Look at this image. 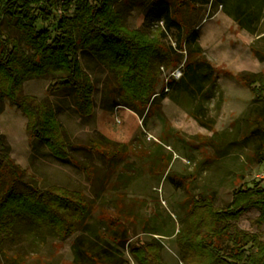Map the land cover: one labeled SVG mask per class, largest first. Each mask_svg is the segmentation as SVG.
I'll return each instance as SVG.
<instances>
[{
	"label": "trees",
	"instance_id": "trees-1",
	"mask_svg": "<svg viewBox=\"0 0 264 264\" xmlns=\"http://www.w3.org/2000/svg\"><path fill=\"white\" fill-rule=\"evenodd\" d=\"M120 1L0 0V99L7 97L21 109L27 117L31 136L40 139L56 157L64 159L70 155L65 126L50 102L35 95H21V92L27 79L49 76L53 92L74 91L79 108L90 114L94 108V84L79 59L81 49L91 50L115 73L120 96L115 101L117 105L143 113L170 96L208 128L214 123L208 115V102L218 93V81L215 66L206 58L200 43L199 28L189 31L185 38L180 36L177 49L163 45L165 29L184 28L176 20L177 8L185 1L221 7L242 30L256 36L250 48L264 61V0H157L150 14L165 25L151 32L129 27L118 8ZM171 3H176L174 9ZM4 20L19 28L30 54H25L20 41L3 29ZM183 60V76L170 79L158 90L159 66L168 67ZM240 77L251 90L253 99L241 117L244 126L237 134L252 144L254 153L263 162L264 72L243 71ZM215 136L221 135L216 133L212 140ZM222 141L229 148L231 142H226L227 137ZM10 174L13 179L8 183L6 178ZM24 174L11 157L10 147L0 132V259L5 253L3 244L7 237L44 241L47 231L65 239L80 230L72 245V264H131L119 247L127 241L116 237L110 241L107 228L90 223L92 205L83 191L58 184L19 188ZM252 207L259 209L258 220L264 222L261 180L234 189L231 202L224 207H217L208 194L195 197L182 227L171 234L176 235L184 263L264 264L262 236L240 230L235 224ZM144 228L150 234H160L153 228ZM222 238L229 239V246L221 242ZM129 248L138 264H165L163 243L157 237L136 245L130 242Z\"/></svg>",
	"mask_w": 264,
	"mask_h": 264
},
{
	"label": "rangeland",
	"instance_id": "rangeland-1",
	"mask_svg": "<svg viewBox=\"0 0 264 264\" xmlns=\"http://www.w3.org/2000/svg\"><path fill=\"white\" fill-rule=\"evenodd\" d=\"M156 2L121 0L118 8L129 27L151 32L165 25L150 14ZM219 9L185 1L177 8L176 19L184 28H167L163 36L167 49H177L180 36L185 38L189 31L199 28L200 43L215 66L218 81V93L208 102L212 128L201 125L170 96L143 113L117 105L120 96L116 75L89 49H81L79 59L94 84L90 114L79 108L74 91L53 92L49 76L27 79L21 92L54 106L70 144L67 158L56 157L40 139L31 136L21 109L7 97L0 99V132L11 157L25 171L19 188L58 184L83 191L92 205L90 223L107 228L110 241L115 237L126 240L119 247L131 264L138 263L129 243L136 245L154 237L163 243L165 264H185L176 235L171 234L182 227L195 197L208 194L217 207H224L239 186L258 180L264 185V161L260 162L252 144L237 134L244 126L241 117L253 99L240 74L264 72V61L250 48L256 36L219 14ZM2 27L20 41L25 54L31 53L16 25L4 20ZM180 63L159 66L158 90L166 84L165 73ZM216 133L221 136L212 140ZM225 137L231 142L229 148L222 141ZM12 179L10 174L6 181ZM259 214L258 208H250L235 222L237 228L258 233L264 239V222L258 220ZM144 227L160 234H150ZM80 233L78 230L59 239L46 231L44 241L7 237L0 264H72V245ZM221 242L226 246L230 243L228 238Z\"/></svg>",
	"mask_w": 264,
	"mask_h": 264
},
{
	"label": "built area",
	"instance_id": "built-area-1",
	"mask_svg": "<svg viewBox=\"0 0 264 264\" xmlns=\"http://www.w3.org/2000/svg\"><path fill=\"white\" fill-rule=\"evenodd\" d=\"M161 24H163V23H161ZM183 52L186 53L185 50ZM184 62H185V60H183L182 63H180L179 65H177L176 67H174L168 73H165V75H166V79H165L166 80V83L170 79H177L178 80V79H180L183 76V74H184ZM162 69L165 70L164 67H162ZM167 89L168 88H166V90Z\"/></svg>",
	"mask_w": 264,
	"mask_h": 264
},
{
	"label": "crops",
	"instance_id": "crops-1",
	"mask_svg": "<svg viewBox=\"0 0 264 264\" xmlns=\"http://www.w3.org/2000/svg\"><path fill=\"white\" fill-rule=\"evenodd\" d=\"M218 13L220 14V13H222L223 15H225V16H227L228 18H230L228 15H226L223 11H222V9H221V7H220V9L218 10ZM230 19H232V18H230ZM233 20V19H232ZM234 21V20H233ZM235 22V21H234ZM246 31V30H245ZM248 32V31H247ZM249 33V32H248Z\"/></svg>",
	"mask_w": 264,
	"mask_h": 264
}]
</instances>
